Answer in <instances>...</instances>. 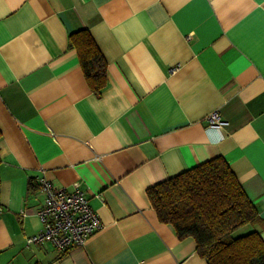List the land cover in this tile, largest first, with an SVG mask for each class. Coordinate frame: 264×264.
<instances>
[{
    "label": "crops",
    "instance_id": "1",
    "mask_svg": "<svg viewBox=\"0 0 264 264\" xmlns=\"http://www.w3.org/2000/svg\"><path fill=\"white\" fill-rule=\"evenodd\" d=\"M105 62L93 92L69 36ZM216 111L227 125L209 143ZM222 157L264 241V0H0V264H207L147 190ZM79 182L102 227L26 246L38 179Z\"/></svg>",
    "mask_w": 264,
    "mask_h": 264
},
{
    "label": "trees",
    "instance_id": "2",
    "mask_svg": "<svg viewBox=\"0 0 264 264\" xmlns=\"http://www.w3.org/2000/svg\"><path fill=\"white\" fill-rule=\"evenodd\" d=\"M93 92L105 86V62L86 30L69 36ZM159 222L179 239L190 237L207 264H264V241L254 205L222 157L213 158L147 190Z\"/></svg>",
    "mask_w": 264,
    "mask_h": 264
},
{
    "label": "built area",
    "instance_id": "3",
    "mask_svg": "<svg viewBox=\"0 0 264 264\" xmlns=\"http://www.w3.org/2000/svg\"><path fill=\"white\" fill-rule=\"evenodd\" d=\"M207 128H223L227 123L214 111L207 118ZM39 191L43 194L37 217L42 229L25 239L27 247L50 243L57 251L67 252L72 247H81L102 227L76 182L72 190L55 188L44 176L38 179Z\"/></svg>",
    "mask_w": 264,
    "mask_h": 264
},
{
    "label": "clouds",
    "instance_id": "4",
    "mask_svg": "<svg viewBox=\"0 0 264 264\" xmlns=\"http://www.w3.org/2000/svg\"><path fill=\"white\" fill-rule=\"evenodd\" d=\"M213 128H214V136L209 138V143L211 145H216L220 143V141L223 139V131L222 129L216 126H213Z\"/></svg>",
    "mask_w": 264,
    "mask_h": 264
}]
</instances>
